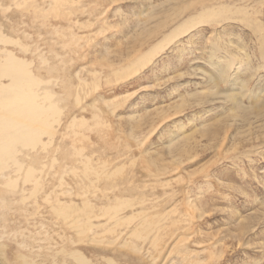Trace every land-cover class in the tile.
Masks as SVG:
<instances>
[{"label":"rangeland","instance_id":"obj_1","mask_svg":"<svg viewBox=\"0 0 264 264\" xmlns=\"http://www.w3.org/2000/svg\"><path fill=\"white\" fill-rule=\"evenodd\" d=\"M15 1L0 62L24 61L64 109V138L18 157L82 222L6 191L0 264H264V0Z\"/></svg>","mask_w":264,"mask_h":264},{"label":"bare ground","instance_id":"obj_2","mask_svg":"<svg viewBox=\"0 0 264 264\" xmlns=\"http://www.w3.org/2000/svg\"><path fill=\"white\" fill-rule=\"evenodd\" d=\"M15 2L16 6L20 5L19 0H16ZM203 19L204 17L201 16L198 18L191 17V19L186 20L169 35V38L164 39V41L155 49L158 51L160 48H164L168 44L172 43L174 38L187 33L189 30L202 23ZM8 42L9 41L6 40V37L0 34V44L5 45V43L7 44ZM12 56L13 53L12 55H9L7 52V54H4L3 59L1 58L0 62V79L9 80L7 84L0 83V219L2 216H8L9 212H11L4 200L5 196H7L6 191L15 190L16 194L22 195L24 199L44 192V203L47 204L49 201H54L55 206L52 207V210L57 216L65 221L70 220V224L75 225L77 227L76 231H78V227L80 228V224L82 222L79 220L81 217L80 209H78L72 202L65 204L67 202H64V200L60 198L62 196V188L59 184H54L52 187L44 185H48V183L51 182L50 176L46 175L44 172V165L40 168H34V166H30L29 163L25 164L21 162L18 157L21 152H33L38 146H41L42 151H45L54 143V139L57 136L64 138V133L60 134L58 131L61 127L64 109L61 108L59 103L54 100L53 94L46 95V92H43V94L38 92L37 89L41 82L39 83V80L27 71L26 63L24 61ZM146 59L147 54H145V61ZM74 123L75 122H73V124ZM76 136H73V138ZM80 152H82V150ZM71 173L76 177L77 174H80L77 168L71 170ZM84 173H88L87 168ZM42 190L43 192H41ZM126 203H120L118 205V209L124 207ZM114 211L113 215L116 214ZM108 214L109 213H107V215ZM90 215H92V212L91 214L88 212L87 216L85 215L84 218L86 219L84 224V227L86 228L90 225L88 220L92 219L89 218ZM104 216L102 218H104ZM9 217L10 223L15 224L16 221L13 216ZM99 217H101V214ZM124 222H128V220H124ZM118 224L120 225V223ZM91 227L93 226L90 225L89 228ZM110 230L112 232V229ZM111 232L108 234L107 230L108 235H112ZM68 257L71 261H73V264H89V262L86 261L79 252L69 254Z\"/></svg>","mask_w":264,"mask_h":264}]
</instances>
